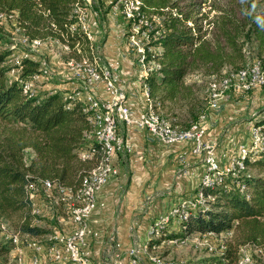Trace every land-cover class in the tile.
I'll return each mask as SVG.
<instances>
[{"label":"trees","instance_id":"obj_1","mask_svg":"<svg viewBox=\"0 0 264 264\" xmlns=\"http://www.w3.org/2000/svg\"><path fill=\"white\" fill-rule=\"evenodd\" d=\"M139 1L140 11L153 26L146 45L152 49L145 54L151 65L144 77L149 104L172 125L187 128L208 112L207 102L201 103L198 96L205 76L236 70L253 60L264 65V0H212L207 9H202L201 0ZM77 2L83 7L85 0H0V13L20 37L46 45L65 43L66 60H90L97 43H91L78 24L73 12ZM5 37L0 25V40ZM25 45L24 50L33 53ZM12 53L11 48L0 49V223L17 232L24 246L31 237L47 232L31 213L28 186L49 179L76 190L96 164L99 145L84 137L89 122L81 100L58 90L23 92L19 80L38 74L40 62L26 55L10 65ZM190 73H196L199 81L186 82ZM256 111L261 115L254 124L264 133V106ZM26 150L32 152L28 158ZM245 163L248 176L227 177L225 190L205 189L206 206L183 223L182 235L224 234L223 252L204 264H235L241 246L264 257V149ZM236 180L244 183V192ZM40 196L45 195L40 191ZM7 242L10 245L1 246L0 254L14 249Z\"/></svg>","mask_w":264,"mask_h":264},{"label":"built area","instance_id":"obj_2","mask_svg":"<svg viewBox=\"0 0 264 264\" xmlns=\"http://www.w3.org/2000/svg\"><path fill=\"white\" fill-rule=\"evenodd\" d=\"M107 1L111 2V0ZM119 1H121V7L114 3L112 13L114 15H117L118 12L121 13L125 23L132 25L131 32L127 36V42L137 52L136 63L140 67L138 80L146 99V107L136 115L131 113L130 108L126 104L127 92L123 88V80L116 71L117 63L115 66L102 63L99 55V46L94 47L90 60H73L72 58L66 60L76 79L81 82L84 91L81 99L79 95H71L84 103L83 110L87 112L89 125L84 132V137L96 141L99 145V150L96 164L89 169L76 190L56 184L49 179L36 181L28 186L27 197L31 201V213L35 215L40 213V205L38 204L40 191L45 196L56 193L62 201H67L68 212L74 227L70 233L53 232L50 234L49 243L45 246L46 255L55 264H63L66 261L75 264H91L87 252L82 248V244L86 235L91 231L88 219L97 207V191L118 172L113 162L114 155L126 153L130 148L122 135L121 126H136L146 129L160 142L168 145L190 142V152L200 155L204 163V170L200 175L199 183L194 193L182 198L151 223L148 229V237L150 239H158L165 235V226L172 218L177 220L183 230L185 228L183 223L191 213L199 207L206 206L205 189L221 186L225 190L227 188L224 180L227 177L248 176L250 172L245 160L264 149V133L261 130V126L252 122L249 128V139L240 143L236 152L223 155V160H221L215 155L214 145L203 140L204 127L200 121L205 115H201L189 127L179 128L172 125L168 118L152 108L149 104L148 86L144 81V77L151 67L145 61V54L146 50L152 49L146 45L149 41V31L153 26L148 17L140 11L139 0ZM88 3L89 0H85L83 7L78 2L75 3L73 12L88 40L94 43L86 12ZM4 18L5 14L0 13V21ZM75 28V25H72L70 30L74 31ZM20 39L23 44L33 48L44 44L38 39L32 41H28L25 37H20ZM57 45H59L61 51L57 54L65 53L68 50V45L65 43L58 42ZM38 61L40 62V72L33 75L31 79L19 80L23 92L28 93V95H36L37 87L35 84L41 75L47 73L45 61H41V59ZM13 73L14 70L12 69L10 74ZM262 85H264V65L258 60H253L236 70L224 69L220 75L211 74L208 76L206 85L207 108L216 107L220 99L230 91L247 92ZM99 86L106 92L107 97L102 98L95 94L94 90ZM176 159L180 163L185 162L186 153H179ZM235 183L239 191L244 192V183L239 180H236ZM0 228L6 233V237L14 245L15 249L20 252L22 246L20 245L19 234L15 231H8L4 223H0ZM205 235L199 236H203L205 239ZM187 238L188 234H185L171 237L169 240L172 243H179L187 240ZM116 245L114 236L110 235L107 241L108 250ZM205 245L210 252L216 250L213 244L205 242ZM24 246L35 253L40 252L44 248L42 243L36 241H29ZM218 249V255H220L223 252L224 245L221 243ZM138 252L139 250L136 247H130L127 250L131 264L138 263ZM151 259L157 264H190L184 261L163 260L156 255H151ZM37 262V256H33L30 264H37ZM250 262V255L245 252L244 247L243 249L241 248L235 264H248Z\"/></svg>","mask_w":264,"mask_h":264},{"label":"crops","instance_id":"obj_3","mask_svg":"<svg viewBox=\"0 0 264 264\" xmlns=\"http://www.w3.org/2000/svg\"><path fill=\"white\" fill-rule=\"evenodd\" d=\"M101 1L107 3V0ZM86 12L94 43L100 37V27L105 25L106 29L100 38L103 50L113 49L122 55L118 58L114 54L109 59L106 58V62L114 66L117 63L116 71L127 92L126 104L131 113L136 115L146 107V99L138 80L140 67L125 56L128 54L123 51L124 41L121 39L117 42L112 39L117 36V27H123L125 21L121 15L118 19L111 12L101 14L102 12L89 9ZM41 46L53 47L52 44ZM97 46L100 47V44L97 43ZM193 80L199 81L196 73H190L185 78L186 82ZM46 85V90H58L63 94L70 91L73 92L71 95H79L80 99L84 94L83 87L72 80H58L43 86ZM94 92L99 97H107L100 86ZM239 93L242 91H230L224 95L218 105L208 109L200 121L204 127L203 140L214 145L215 155L221 160L223 155L236 152L237 146L249 139L250 125L261 115L253 110L257 104V92L252 96ZM123 127L120 130L130 148L126 153L114 155L113 162L118 172L97 191V207L88 219L91 231L86 235L82 248L87 252L90 263L131 264L127 250L136 247L139 250L137 264H157L151 259V255L163 260L199 264L197 256L189 261L187 254H178L179 245L172 243L169 237L150 239L148 229L159 215L168 211L182 198L194 193L204 170L201 156L190 152V142L168 145L160 142L146 129ZM182 152L186 153V160L180 163L176 157ZM31 154L30 151L29 155ZM164 232L165 235H174L173 237L183 234L180 224L173 218L166 224ZM110 235L114 236L117 245L108 250L107 241ZM150 241L152 242L149 243ZM48 243L49 241L43 243L44 248L38 253L23 249L25 246L21 245V251L25 250L30 255L28 264L33 256H37V264H55L45 253ZM63 264L75 263L66 261Z\"/></svg>","mask_w":264,"mask_h":264},{"label":"rangeland","instance_id":"obj_4","mask_svg":"<svg viewBox=\"0 0 264 264\" xmlns=\"http://www.w3.org/2000/svg\"><path fill=\"white\" fill-rule=\"evenodd\" d=\"M203 3L202 9H207V4L209 1L212 0H201ZM221 1V0H218ZM90 4H88L87 9L90 11L92 10H99L103 13L113 12V6L114 3H117L118 6H120L121 1L119 0H111V2L104 3L101 0H89ZM121 7V6H120ZM213 13L211 10L210 14ZM119 15L121 13H117V15H114L116 18H120ZM118 24H120L119 21H117ZM0 25L3 27V31L6 34V37L2 40H0V49L3 47H8L13 49V53L9 56L10 58L8 63L10 65L15 64L18 62V60L25 56L26 54L28 56L33 57L34 59L45 61V66L47 67V73L41 75L39 80L36 82L37 92L46 90L43 86L45 83H54L58 80H63L64 82L67 81H73L75 84H78L80 87H82V84L79 80L76 79V77L73 74L72 69L69 67V65L66 63V58L63 56L64 53L57 54L60 51L59 45H52L53 47H45V46H39V47H30L33 53H29V50L26 49V45L23 44V42L20 39V35L18 34L17 30L13 27V24L10 20L5 19L0 21ZM131 26L129 23H125L123 27H117L116 35L112 39L114 41L120 42L121 39L124 41L125 49L123 50L126 57L130 58L131 60L136 62L137 59V52L130 47V45L127 42V36L131 32ZM106 29V26L104 25L103 28L100 27V37L95 40L97 43L100 44L99 47V55L101 62L106 64V58L112 57V55H118L116 57L121 58L122 55L120 53L117 54L116 51L113 49L111 51H105L102 48V41L101 36L104 34V30ZM100 39V40H99ZM11 41V42H10ZM120 55V56H119ZM114 58V57H113ZM209 76V75H208ZM208 76L205 77V79L208 81ZM207 82H204V89H202L199 92V99L201 100V103H206L207 100H205L204 95L207 94L206 89ZM205 91V94H204ZM65 95H71L72 93L70 91H65ZM254 92H257V104L253 107V110H258L261 106H264V85L261 87L255 88L253 90H249L247 92H242L239 94H245V95H253ZM230 93V92H228ZM99 97V95H98ZM257 113V111H256ZM122 126V130H123ZM248 137V136H245ZM30 150L25 151L26 158L29 157ZM39 205H40V213L36 216V222L43 227L47 232L39 237H31V241H36L39 243H45L49 241L50 234L53 232H61V233H70L74 227V224L71 222L70 214L68 212L67 208V201H63L60 199V196L56 193H52L50 196H40L39 198ZM206 238L204 239L203 236H199L198 234H190L188 235L187 240L181 241L177 243V246L180 247V250L178 251V254L186 255L188 256V260L192 261V258L197 256L200 263L203 264L204 261L208 258L217 257L218 256V247L221 243L224 242L225 236L222 233L221 235H214V234H206ZM197 237V238H195ZM206 240V241H205ZM9 239L6 237V233L3 231H0V247L3 245L9 246L10 244L7 242ZM204 241V242H203ZM205 242H208L210 244H213L216 247V250L214 252H210L205 245ZM245 249V252L248 253L251 257V262L248 264H264V257H258L251 247L248 246H241V248ZM240 248V249H241ZM27 249V248H23ZM239 249V251H240ZM242 251V250H241ZM28 253L23 251H17L14 247L13 250L8 251L5 254H0V264H28ZM30 257V255H29ZM196 261V262H197ZM195 262V261H194Z\"/></svg>","mask_w":264,"mask_h":264}]
</instances>
